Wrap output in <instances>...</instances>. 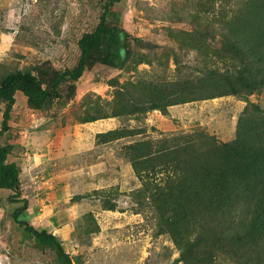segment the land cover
<instances>
[{
    "label": "rangeland",
    "instance_id": "rangeland-1",
    "mask_svg": "<svg viewBox=\"0 0 264 264\" xmlns=\"http://www.w3.org/2000/svg\"><path fill=\"white\" fill-rule=\"evenodd\" d=\"M106 1L0 0V77L44 61L54 67L71 65L77 40L95 27ZM201 2L123 0L110 19L153 49H136L138 56L119 70L97 65L86 71L69 86L70 101L63 108L53 101L32 104L23 93H16L12 111L16 123L11 125L17 139L10 160L18 168L19 195L12 201V191L0 190V264H62L54 249L37 247L13 220V211L23 200L27 207L19 219L53 234L72 264H184L180 247L159 228L153 190H140L146 178L134 173L127 146L197 130L229 142L247 104L264 112V88L246 99L225 96L89 123L82 119L89 101L110 110L107 104L114 102L118 85L197 76L202 55L174 34L197 27L184 20L200 9ZM172 50L179 71L170 58ZM2 111L0 103V127ZM133 129L139 133L96 143L98 134ZM53 214L61 215L55 226L49 221ZM247 230L242 226L241 234ZM236 233L233 228L226 236ZM249 236L243 245L228 243L221 248L215 264H264V234L262 240L254 233Z\"/></svg>",
    "mask_w": 264,
    "mask_h": 264
},
{
    "label": "trees",
    "instance_id": "trees-1",
    "mask_svg": "<svg viewBox=\"0 0 264 264\" xmlns=\"http://www.w3.org/2000/svg\"><path fill=\"white\" fill-rule=\"evenodd\" d=\"M121 1L108 0L103 4L95 27L77 40V56L71 65L54 67L50 61H44L28 70H16L0 77L3 105L0 137L3 135L5 140L0 145V190L12 191V201L19 195L18 168L10 160L17 139L11 125L16 123L12 120L16 93H23L32 104L53 101L63 108L70 101L69 86L77 83L86 71L97 65L119 70L138 56L136 49L154 48L112 22L109 16ZM199 5L200 9L190 13L188 21L184 20L197 27L174 34L188 40L183 44L202 55L199 74L161 83L150 80L118 85L114 102L107 104L110 110L100 107L98 101L93 104L89 101L83 123L225 96L246 99L264 88V0H202ZM172 51L170 58L179 71V60L175 50ZM141 89L143 92L137 93ZM138 133L134 129L112 130L98 134L96 143ZM127 150L134 173L146 178L140 190H153L159 228L180 247L184 264H215V257L228 243L243 245L253 233L261 239L264 112L258 106L247 104L229 142H219L197 130L158 141L129 144ZM26 207L27 201L23 200L22 206L13 211L15 223L31 235L37 247L49 246L62 264H72L53 234L19 219ZM242 226L248 229L243 234ZM233 228L238 233L226 236Z\"/></svg>",
    "mask_w": 264,
    "mask_h": 264
},
{
    "label": "crops",
    "instance_id": "crops-1",
    "mask_svg": "<svg viewBox=\"0 0 264 264\" xmlns=\"http://www.w3.org/2000/svg\"><path fill=\"white\" fill-rule=\"evenodd\" d=\"M60 216H61L60 214L58 216H56V214L51 215L50 218H49L50 224L52 226H55L59 222L58 221L59 220L58 217H60Z\"/></svg>",
    "mask_w": 264,
    "mask_h": 264
}]
</instances>
